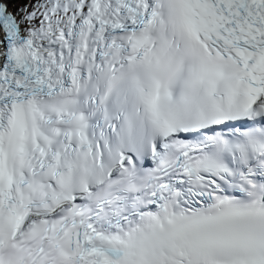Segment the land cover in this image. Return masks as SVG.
<instances>
[{
  "label": "snow or ice",
  "instance_id": "obj_1",
  "mask_svg": "<svg viewBox=\"0 0 264 264\" xmlns=\"http://www.w3.org/2000/svg\"><path fill=\"white\" fill-rule=\"evenodd\" d=\"M0 0V264H264V0Z\"/></svg>",
  "mask_w": 264,
  "mask_h": 264
},
{
  "label": "rangeland",
  "instance_id": "obj_2",
  "mask_svg": "<svg viewBox=\"0 0 264 264\" xmlns=\"http://www.w3.org/2000/svg\"><path fill=\"white\" fill-rule=\"evenodd\" d=\"M27 0H18V3L15 5H11V8L14 9L15 7H20L22 6L23 3H26Z\"/></svg>",
  "mask_w": 264,
  "mask_h": 264
}]
</instances>
